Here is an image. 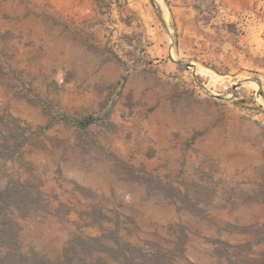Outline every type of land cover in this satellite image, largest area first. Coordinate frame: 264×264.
<instances>
[{"label": "rangeland", "instance_id": "rangeland-1", "mask_svg": "<svg viewBox=\"0 0 264 264\" xmlns=\"http://www.w3.org/2000/svg\"><path fill=\"white\" fill-rule=\"evenodd\" d=\"M97 2L91 20L39 22L0 0V115L34 131L0 158V191L40 194L16 217L23 250L59 260L99 237L170 264H264V75L180 56L172 24L162 52L154 0Z\"/></svg>", "mask_w": 264, "mask_h": 264}, {"label": "crops", "instance_id": "crops-1", "mask_svg": "<svg viewBox=\"0 0 264 264\" xmlns=\"http://www.w3.org/2000/svg\"><path fill=\"white\" fill-rule=\"evenodd\" d=\"M33 7L34 20L43 22L92 19L97 0H18ZM141 5L142 2L138 1ZM164 2V3H163ZM163 3V4H162ZM156 12L146 7V18L159 22L162 52L172 50L169 25L176 29L177 52L208 60L217 69L264 75V0H162ZM158 28V27H157ZM160 32V29L158 30Z\"/></svg>", "mask_w": 264, "mask_h": 264}, {"label": "trees", "instance_id": "trees-1", "mask_svg": "<svg viewBox=\"0 0 264 264\" xmlns=\"http://www.w3.org/2000/svg\"><path fill=\"white\" fill-rule=\"evenodd\" d=\"M92 120L86 118L79 124L87 127ZM30 130L34 133L30 126L25 127L20 119L12 115H0V158L14 159L19 152L26 149L29 146L27 134ZM39 197L34 194L29 184L20 181H14L0 191V264H109L104 257L94 256L96 251L107 253L120 264H170L171 259L161 250L146 252L142 246L130 242L118 243L112 247L99 237L75 239L65 247L63 257L59 260H47L36 252H25L19 235L21 226L16 217L27 218L31 214L32 206L38 204ZM184 244L185 237H180L177 250L182 258H185Z\"/></svg>", "mask_w": 264, "mask_h": 264}, {"label": "water", "instance_id": "water-1", "mask_svg": "<svg viewBox=\"0 0 264 264\" xmlns=\"http://www.w3.org/2000/svg\"><path fill=\"white\" fill-rule=\"evenodd\" d=\"M155 209H156L157 211H159L160 213L165 212V209H163V207H161V206L155 207Z\"/></svg>", "mask_w": 264, "mask_h": 264}, {"label": "bare ground", "instance_id": "bare-ground-1", "mask_svg": "<svg viewBox=\"0 0 264 264\" xmlns=\"http://www.w3.org/2000/svg\"><path fill=\"white\" fill-rule=\"evenodd\" d=\"M156 3L160 4L162 3V0H154ZM164 3V2H163ZM162 3V4H163ZM199 72V71H198ZM200 73H203V75L207 74L208 72L200 71Z\"/></svg>", "mask_w": 264, "mask_h": 264}]
</instances>
